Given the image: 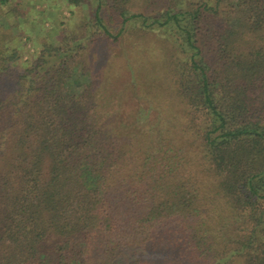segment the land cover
Here are the masks:
<instances>
[{
	"label": "trees",
	"instance_id": "obj_1",
	"mask_svg": "<svg viewBox=\"0 0 264 264\" xmlns=\"http://www.w3.org/2000/svg\"><path fill=\"white\" fill-rule=\"evenodd\" d=\"M64 3L0 0V264H264V0Z\"/></svg>",
	"mask_w": 264,
	"mask_h": 264
},
{
	"label": "rangeland",
	"instance_id": "obj_2",
	"mask_svg": "<svg viewBox=\"0 0 264 264\" xmlns=\"http://www.w3.org/2000/svg\"><path fill=\"white\" fill-rule=\"evenodd\" d=\"M24 3L28 4V8H31L29 14H26V19L29 23L26 27V33L30 36L31 41L27 43L28 50L31 52L35 48H38L42 39V35L54 39V34L57 33V30L54 27L55 21L61 16L67 17L68 12L65 8L64 0H55V2L47 1V7L45 8V3L40 4V0H32V3H28L29 0H23ZM42 5V6H41ZM45 8V10H44ZM41 10V11H40ZM83 14H86L87 11L82 10ZM79 15V12L76 13ZM40 26V28H38ZM106 44V42H105ZM123 47V43H120ZM111 48L116 49V43H110ZM151 51L154 53V49L151 47ZM154 50V51H153ZM26 58V55L23 56V59ZM76 87V85H74Z\"/></svg>",
	"mask_w": 264,
	"mask_h": 264
}]
</instances>
